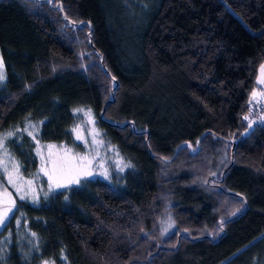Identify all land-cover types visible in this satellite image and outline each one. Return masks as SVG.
<instances>
[{
  "label": "trees",
  "instance_id": "16d2710c",
  "mask_svg": "<svg viewBox=\"0 0 264 264\" xmlns=\"http://www.w3.org/2000/svg\"><path fill=\"white\" fill-rule=\"evenodd\" d=\"M0 57L24 177L36 140L83 150L89 110L127 164L17 201L0 264H264V0H0Z\"/></svg>",
  "mask_w": 264,
  "mask_h": 264
},
{
  "label": "rangeland",
  "instance_id": "374dc122",
  "mask_svg": "<svg viewBox=\"0 0 264 264\" xmlns=\"http://www.w3.org/2000/svg\"><path fill=\"white\" fill-rule=\"evenodd\" d=\"M262 66H264V64ZM3 72L5 74L4 67H3ZM260 76H261V68L258 79L260 78ZM5 79H6V74H5ZM5 79L3 81H0V84L4 82ZM91 119L94 121V123H89V116L86 115L84 122L81 125H79L81 130L80 134H82L84 138L87 140V144L84 142V140H78L77 133L75 132L76 139L84 147L83 150L76 151L63 144H58V143H50V142L44 143L40 141L39 143H37L38 140H36L35 155L37 156V159L39 161V175L38 178L24 177L19 168L20 178L16 180V184L22 186L24 191L17 192V188L8 182L6 173H4L3 168L0 167V193H2L4 189H7V191L11 193V199L15 201V207L13 211L9 214L10 217H12V215L14 214L18 203L17 201L19 200L28 202L33 205H38L41 202V198L48 196V194H50L51 191H57L74 185H78L80 182L84 180L98 179L105 182H111L114 173H119L126 168L127 164L122 158V156H120V154L113 146H111L110 144H108L103 140L102 134L97 128L96 120L92 112H91ZM25 129H27V131L24 132H26L27 134L29 132H32L35 136V132L33 130L34 128L32 127V125L27 124ZM93 129L99 132V136L94 137L93 135L90 134ZM0 137H7V134ZM8 138L9 137H7V139H5L4 141V147L0 148V159L7 161L9 164V168H11L13 162L15 163L18 162L16 161V159L14 158L10 149L7 146ZM94 140H102L103 143L102 144L95 143ZM48 145L55 146V148L51 149V151L54 154L64 155V151H63L64 149H71V153L68 154L69 156L86 155L88 157V160L90 161V164H88V170H90L92 174L90 176L80 175L79 183H74V182L68 183L67 178H61V183L65 184L66 186L57 188L54 182L49 180V177L48 175L45 174V171H42V169L50 170L52 168L51 162L48 161L49 152H50ZM73 162L75 163V161ZM105 173L107 175H105ZM41 178H44L46 180V186L41 184L40 181ZM27 181H32L31 188L28 187L26 183ZM25 192L27 193L26 197L24 199H21V196L25 195ZM3 206H4L3 204H0V208H2ZM8 220L5 222L3 226H0V231L6 225ZM165 227L167 232L173 230V224L169 216L166 217ZM49 264H55V263H49Z\"/></svg>",
  "mask_w": 264,
  "mask_h": 264
},
{
  "label": "snow or ice",
  "instance_id": "6c2138e0",
  "mask_svg": "<svg viewBox=\"0 0 264 264\" xmlns=\"http://www.w3.org/2000/svg\"><path fill=\"white\" fill-rule=\"evenodd\" d=\"M3 67V62L2 60H0V81H3L5 79ZM112 79L115 80V77H113ZM257 84L264 85V66L261 67V76L258 79ZM260 99H264V91H253L251 94L250 103H259ZM75 111L81 112L83 111V109L78 108L75 109ZM86 115L89 116V123H94V121L91 119V110H89ZM244 119L249 120V116H244ZM249 127H251V121L249 123ZM24 131H27V129H25ZM80 131L81 130L79 125H77L76 128H73V132L77 133V139L84 140V142L87 144V140L82 134H80ZM90 134L94 137L99 136V132L95 129H93ZM12 135V132L7 133V137H11ZM28 135L32 136L33 139H35V136L32 132H29ZM7 137H0V148L4 147V141L5 139H7ZM94 142L100 144L103 143L102 140H94ZM37 143H39V141H37ZM48 148L50 149L48 161L51 162L52 168L50 170L42 169V171H45V174L48 175L49 180L53 181L57 188L66 186L65 184L61 183V178H67L68 183H79L80 175L90 176L92 174L91 171L88 170V164H90V161L88 160V157L86 155L69 156L68 154L71 153V149H64V155H59L54 154L51 151V149L55 148L54 145H48ZM73 161H75V163ZM0 167H2L4 173H6L8 182L17 188V192L24 191L22 186L16 184V180L20 178L19 164L13 162L12 167L9 168L8 162L0 159ZM105 175L107 174L105 173ZM212 175H215V173H212ZM26 183L28 187L31 188L32 181H27ZM26 195L27 193L25 192V195H22L21 199H24ZM0 204L4 205L2 208H0V226H3L5 222L10 218L9 214L15 207V201L11 199V193H9L7 189H4L3 192L0 193ZM45 264H48V262H45Z\"/></svg>",
  "mask_w": 264,
  "mask_h": 264
},
{
  "label": "built area",
  "instance_id": "2783aa9c",
  "mask_svg": "<svg viewBox=\"0 0 264 264\" xmlns=\"http://www.w3.org/2000/svg\"><path fill=\"white\" fill-rule=\"evenodd\" d=\"M252 120L255 122L264 119V99H261L259 103H251Z\"/></svg>",
  "mask_w": 264,
  "mask_h": 264
},
{
  "label": "crops",
  "instance_id": "0c3cea01",
  "mask_svg": "<svg viewBox=\"0 0 264 264\" xmlns=\"http://www.w3.org/2000/svg\"><path fill=\"white\" fill-rule=\"evenodd\" d=\"M264 64V63H263ZM259 74H260V72H259ZM261 87V88H260ZM259 90L257 91V92H260V91H264V85H259Z\"/></svg>",
  "mask_w": 264,
  "mask_h": 264
}]
</instances>
